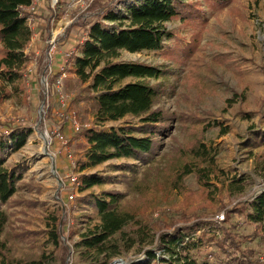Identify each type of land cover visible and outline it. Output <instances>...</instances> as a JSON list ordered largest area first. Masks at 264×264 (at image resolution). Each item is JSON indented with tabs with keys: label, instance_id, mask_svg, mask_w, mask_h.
Here are the masks:
<instances>
[{
	"label": "rangeland",
	"instance_id": "obj_1",
	"mask_svg": "<svg viewBox=\"0 0 264 264\" xmlns=\"http://www.w3.org/2000/svg\"><path fill=\"white\" fill-rule=\"evenodd\" d=\"M92 1L58 0L53 6L51 0L48 40L34 32L26 50L29 59L24 72L25 88L20 95H12L0 103V131L5 130L3 123L11 121L32 128L25 146L18 151L5 150L6 165L19 166L23 178L17 193L1 205L8 222L0 235V251L8 259L23 261L38 260L45 253L49 257L45 264H63L60 252H55L49 242L50 231L59 225V220H66L68 224L61 226L64 242L71 245L79 241L91 225L90 218L98 222L92 201L105 192L119 191L124 196L116 207L130 213L136 210L137 216L116 235L122 253L110 258L107 264L120 263L119 260L129 264H167L148 256V251L168 256L167 242L160 236L163 231L172 233L177 226L184 227L187 223L182 220L184 216L190 218L188 223L199 219L206 222L195 235L210 226L218 229L215 218L224 213L226 219L225 206L231 209L244 202L248 212V203L264 192V171L260 168L264 145L246 144L257 131L264 132V0H237L214 12L204 6L209 22L203 29L200 49L184 66H176L163 54L174 47L177 38L190 39L191 28H184L180 21L166 24L177 36L164 41L159 50H120L113 61L155 65L165 70L162 78L150 81L167 89L155 108L166 110L175 118L158 135L160 147L149 162L113 158L81 171L80 162L85 159L87 146L82 139H74L78 130L73 127L74 120L80 129L105 133L125 129L137 136L146 134L138 130L140 117L127 115L101 121L94 113H85L89 84H81L76 74L61 68L71 51L80 54L76 46L98 18V9L89 8ZM43 12L50 14L47 9ZM34 16L28 19L36 31V27L45 23L42 18L34 21ZM54 36L58 46L50 63L45 45ZM57 71L63 73L52 83L50 78ZM136 80L129 77L119 85ZM224 130L227 132L222 134ZM56 131L64 135L65 145L56 138ZM5 135L9 140V132ZM197 138L214 155L215 169L206 180L201 179L198 169L208 165L198 163L187 150ZM185 162L192 163L194 171L182 180L180 189L173 188L172 178ZM73 175L79 180L99 178L103 182L80 191L79 186L71 184ZM70 194L75 195L74 199L69 198ZM53 216L58 217L56 224H52ZM171 220L177 221L176 226H165ZM224 221L218 224V235ZM240 229L245 234L252 231L244 223ZM180 251L182 255L188 253L184 246ZM191 254L202 261H213V257L197 248ZM66 262L94 264L78 262L73 249Z\"/></svg>",
	"mask_w": 264,
	"mask_h": 264
},
{
	"label": "trees",
	"instance_id": "obj_2",
	"mask_svg": "<svg viewBox=\"0 0 264 264\" xmlns=\"http://www.w3.org/2000/svg\"><path fill=\"white\" fill-rule=\"evenodd\" d=\"M235 1L237 0H93L90 3L91 10L98 9V18L88 27L84 40L77 44L80 54H75V50L71 51L73 53L61 68L76 74L77 81L81 84H89L90 94L85 97V113H94L101 121L118 120L127 115L140 117L141 125L138 130L146 134L137 136L125 129L110 133L87 128L75 129L77 133L74 139H82L87 146L85 159L80 162L81 171L113 158L149 162L160 147L158 135L164 133L175 118L174 114L155 108L167 94V89L152 85L150 81L162 78L166 74L165 70L155 65L113 61L119 56L120 50H159L164 41L177 36L166 24L180 21L184 28H191L190 39L177 38L174 47L165 50L163 54L174 61L176 66H184L200 49L203 29L209 22L204 6L209 11H222ZM31 8L33 11H30ZM43 9L49 10L50 14H45ZM31 14L35 15L34 21L42 18L40 20L45 25L36 27V31L32 29L28 19ZM51 16V0H0V103L23 92L26 84L24 72L29 59L26 50L34 32H38L41 39L48 37L47 27ZM45 46L47 49L50 47L48 43ZM62 73L57 71L52 75L51 82L56 83ZM129 77L137 80L119 85ZM2 128L5 130L0 131V235L8 222V216L1 210V205L7 204L17 193L19 182L23 178V170L19 166L9 168L6 165L5 150H20L32 133L31 127L12 121L3 123ZM8 132L9 140L5 137ZM226 132L224 130L222 134ZM194 140L191 149L188 146L187 150L198 163L208 165L199 168L198 173L202 180L209 179L210 171L215 169L214 155L200 138ZM246 144L264 145V132L257 131L255 137L248 139ZM260 168L264 171V161ZM193 171L190 162L180 166L172 178L173 188L180 189L182 180ZM102 182L103 179L99 178H83L79 182V188L84 191ZM103 195L92 201L98 222L91 217L88 230L82 233L79 241L71 245L62 238L61 226L67 225L68 221L59 220L57 225L58 217L53 216L52 224L56 225L49 233V242L55 252H60L63 264L67 263L72 249L78 262L92 261L94 264L98 261L107 264L110 258L122 253L116 235L135 220L137 211L130 213L116 207L119 199L124 196L119 191L105 192ZM248 207L249 211L246 212L244 202L237 203L231 209L225 206L227 215L219 235L218 229L212 226L195 235L197 229L206 222L199 219L188 223L190 218L184 216L182 220L187 222L184 227L177 226L172 233L163 231L160 235L167 242L168 256L160 257L158 253L148 251L149 258H159L167 264H264V192L252 199ZM242 223L250 225L252 231L243 233L240 229ZM176 224L177 221L171 220L165 226L173 227ZM73 232L75 233L74 227ZM181 246L188 250L187 255L181 254ZM2 247H6V244L3 243ZM196 248L208 257H213V261H202L193 256L191 251ZM52 253L55 254L54 251ZM47 260L49 257L45 253L38 260L23 261L8 259L0 251V264H45Z\"/></svg>",
	"mask_w": 264,
	"mask_h": 264
},
{
	"label": "built area",
	"instance_id": "obj_3",
	"mask_svg": "<svg viewBox=\"0 0 264 264\" xmlns=\"http://www.w3.org/2000/svg\"><path fill=\"white\" fill-rule=\"evenodd\" d=\"M57 2H58V0H52V5L55 6L57 4ZM55 36L53 38H51V40L48 42V44L50 45V47H49V50H48V53H47V57H48V59H49L48 61L50 63H52L53 60H54V57L53 56H54V53L56 52V49H57V46H58V40L56 39L57 37L55 38ZM72 53L73 52H71V54ZM73 127L75 129H78L79 130L81 126L78 124V122L76 120H74ZM56 138L59 141L63 142L64 145L67 143V141H65L64 135H62L59 131H56ZM69 156L72 157L71 154H69ZM79 182H80V180H79V177L77 175H73L71 177V184L72 185L79 186ZM74 196H75L74 194H70L69 195V198L70 199H74ZM224 219H225V214L224 213H221L220 215H217L216 216V218H215V220H216L215 227L218 228V230H219V225L218 224H220L222 221H224Z\"/></svg>",
	"mask_w": 264,
	"mask_h": 264
},
{
	"label": "water",
	"instance_id": "obj_4",
	"mask_svg": "<svg viewBox=\"0 0 264 264\" xmlns=\"http://www.w3.org/2000/svg\"><path fill=\"white\" fill-rule=\"evenodd\" d=\"M47 149H48V148H46V149H45V151H46V153H48V155H50V153L48 152V150H47ZM50 156H51V155H50ZM51 157H52V156H51ZM118 262H120V263H121V262H123V261H122V260H119Z\"/></svg>",
	"mask_w": 264,
	"mask_h": 264
},
{
	"label": "bare ground",
	"instance_id": "obj_5",
	"mask_svg": "<svg viewBox=\"0 0 264 264\" xmlns=\"http://www.w3.org/2000/svg\"><path fill=\"white\" fill-rule=\"evenodd\" d=\"M116 264H129V263H116Z\"/></svg>",
	"mask_w": 264,
	"mask_h": 264
}]
</instances>
